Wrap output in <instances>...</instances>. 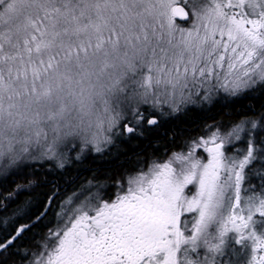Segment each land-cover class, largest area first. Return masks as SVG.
<instances>
[{
	"label": "snow or ice",
	"instance_id": "obj_1",
	"mask_svg": "<svg viewBox=\"0 0 264 264\" xmlns=\"http://www.w3.org/2000/svg\"><path fill=\"white\" fill-rule=\"evenodd\" d=\"M0 264H264V0H0Z\"/></svg>",
	"mask_w": 264,
	"mask_h": 264
},
{
	"label": "trees",
	"instance_id": "obj_2",
	"mask_svg": "<svg viewBox=\"0 0 264 264\" xmlns=\"http://www.w3.org/2000/svg\"><path fill=\"white\" fill-rule=\"evenodd\" d=\"M218 108V106H217ZM217 109H213V112H215ZM205 115L204 113H200L198 111H196L195 109H190L187 116L185 117H181L180 119L184 120L186 123L187 122H192V121H195V122H200L201 120H203L205 118ZM211 122V121H209ZM129 151H133V149L131 147H129Z\"/></svg>",
	"mask_w": 264,
	"mask_h": 264
},
{
	"label": "flooded vegetation",
	"instance_id": "obj_3",
	"mask_svg": "<svg viewBox=\"0 0 264 264\" xmlns=\"http://www.w3.org/2000/svg\"><path fill=\"white\" fill-rule=\"evenodd\" d=\"M82 175H87V173H82Z\"/></svg>",
	"mask_w": 264,
	"mask_h": 264
}]
</instances>
